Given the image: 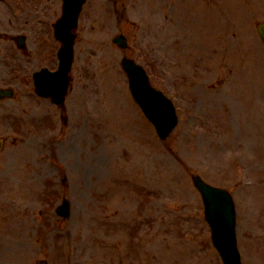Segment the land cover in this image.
I'll use <instances>...</instances> for the list:
<instances>
[{"label": "rangeland", "instance_id": "1", "mask_svg": "<svg viewBox=\"0 0 264 264\" xmlns=\"http://www.w3.org/2000/svg\"><path fill=\"white\" fill-rule=\"evenodd\" d=\"M124 2L126 13L118 14L106 1L90 3L93 27L75 47L67 123L57 121L55 143L13 150L11 199L0 201L7 222L0 264H221L190 172L231 191L243 264H264V47L255 30L264 0H230L228 32L219 7L210 13L198 0ZM22 25L0 3V30L17 34ZM120 29L127 54L148 66L153 84L179 107L165 143L132 106L122 52L111 43ZM16 61L21 70L30 64ZM13 86L15 98L0 102V122L28 136L42 121L29 107L37 114L47 107L20 82ZM65 176L70 216L57 220L39 194Z\"/></svg>", "mask_w": 264, "mask_h": 264}, {"label": "water", "instance_id": "2", "mask_svg": "<svg viewBox=\"0 0 264 264\" xmlns=\"http://www.w3.org/2000/svg\"><path fill=\"white\" fill-rule=\"evenodd\" d=\"M72 0H67V11L73 8ZM264 40V23L258 27ZM123 66L128 73L130 89L134 98L141 104L147 116L154 122L161 136H165L174 124L173 112L169 103L160 93L148 85L143 70L131 61H124ZM195 185L202 193L206 216L209 219L215 245L221 251L223 258L231 255V261L224 258L226 264H237L233 240V210L228 195L218 189L205 185L199 177H193Z\"/></svg>", "mask_w": 264, "mask_h": 264}]
</instances>
